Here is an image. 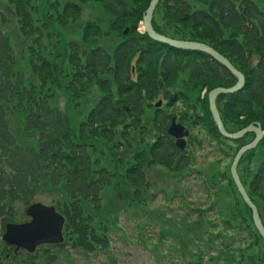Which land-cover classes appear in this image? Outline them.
I'll return each mask as SVG.
<instances>
[{
	"label": "trees",
	"instance_id": "1",
	"mask_svg": "<svg viewBox=\"0 0 264 264\" xmlns=\"http://www.w3.org/2000/svg\"><path fill=\"white\" fill-rule=\"evenodd\" d=\"M39 1L7 0L18 19L22 37L30 41L27 52L32 80L19 68L11 38L0 27V227L12 219L15 201L20 199L28 204L39 190L60 189L62 196L55 204L66 217L65 241L58 245H41L38 250L41 264H55L68 245L84 252L108 248L109 226L102 218L91 214L88 205L99 210L103 187L115 176L132 186L130 195L140 202L145 199L144 190L150 188L155 178L161 177L159 171L153 172L155 176L151 174L150 168L154 165L180 173L190 168L192 174L202 175L206 188H222L215 183L219 173L210 176L205 169L197 170V158L179 149L174 137L158 127L157 118L152 120L147 116L144 119V105L150 108L148 101L162 94L173 102H188L192 109L197 106L199 123L207 128L192 131L190 143L214 146L219 155L231 153L233 149L231 162L239 148L252 141L255 134L251 132L240 139H230L221 134L214 120L209 92L216 86L229 87L237 81L225 66L203 51L172 47L139 30L151 0L48 2L55 6V11L48 12L49 19L59 27L68 28L70 23L82 19L86 2L97 1L110 16L108 26L114 30H102L96 19L82 24L80 40L67 42L69 69L66 73L45 53L47 41L55 46L60 40L48 22L36 23L33 11L38 10ZM6 17L0 8V21L5 22ZM153 26L168 37L205 42L225 53L246 76L243 89L218 97L226 129L235 132L260 122L264 130V0H160L154 11ZM126 28H129L128 33H125ZM133 62L141 72V85L134 87L131 81ZM56 73L67 77L66 88L72 89L75 106L80 105L81 99L89 102V109L80 123L81 140L72 136L69 115L52 105L54 91L50 84ZM89 94L96 95L94 104L87 98ZM131 103L136 107L132 114L125 110ZM16 126H21L19 133H15ZM27 134L32 138L24 141ZM101 138L111 149L122 153L112 155V160L120 164L117 171L101 166L100 159L93 157V149H97L94 142ZM230 141L237 146H231ZM131 151L132 159L124 155ZM238 172L264 223V138L255 149L242 156ZM224 179L227 180L225 189L231 188L236 196L234 209L230 211L232 217L224 221V228L236 234L227 239L232 246L216 250L223 254L213 259L216 264H249L233 261L237 256L230 252L239 250L234 244L249 241L240 250L264 251V239L254 223L252 209L237 189L230 167L223 176L221 174V180ZM212 189H208L209 193ZM158 192L147 198L156 199ZM191 210L196 211L195 208ZM233 219L239 222L236 224ZM211 226L217 227V224ZM188 228L191 233L210 234L201 229L198 222ZM216 234V237L205 239V247H209L206 251H215L209 243L225 238L220 232ZM50 247L59 251L53 253ZM204 250H198L200 254L194 264L202 262ZM5 251L6 245L0 239V260L8 259ZM11 256H14L13 264H18L19 256ZM250 256L251 264H255L251 254L244 253L241 259ZM259 259L260 264H264V256Z\"/></svg>",
	"mask_w": 264,
	"mask_h": 264
},
{
	"label": "rangeland",
	"instance_id": "2",
	"mask_svg": "<svg viewBox=\"0 0 264 264\" xmlns=\"http://www.w3.org/2000/svg\"><path fill=\"white\" fill-rule=\"evenodd\" d=\"M56 1L40 0L37 3L38 10L33 11V16L38 25L42 21L48 22L50 29L58 34L60 42L54 46L47 41L48 49L45 53L66 73L69 69L67 42L74 39L80 40L79 34L83 30L82 24L90 19H96L99 21L102 30L108 32H114V30L108 26L110 16L106 14L104 8L97 1H88L83 5L82 19H78L77 23H70L68 28L59 27L48 17L49 11H55V6L49 5L48 2L56 3ZM0 8L7 15L5 22L0 21V27L11 38L19 58V68L25 72L27 78L32 80L27 52V44L30 41L24 40L22 37L18 19L12 14L7 0H0ZM139 29H142V26ZM67 82V77L58 73L55 74L54 82L50 84L54 91L52 105L59 107L69 115L72 136L75 140H81L80 123L89 109V102L81 99L79 100L80 105L75 106L72 89L66 88ZM87 98L94 104L96 95L89 94ZM195 98L193 102L196 106ZM183 103L178 106L180 108L185 106L184 101ZM193 109L196 111L197 106ZM20 128L21 126H16L15 133H19ZM33 137L35 138V136ZM31 138L32 136L27 134L24 141H29ZM94 143L97 149H93V157L100 159L99 164L101 166H106L111 171H117L120 164L112 160V155H121L122 153L118 149H111L104 138L97 139ZM228 143L234 148L237 146L232 141ZM188 150L187 153L193 154L197 158V170L205 169L210 176L219 173L218 181L216 180L215 183L221 185L222 188L212 189L208 186L206 188L202 175L192 174L190 168H185V171L180 173L171 171L163 165H154L150 168L151 174L154 175L153 172L159 171L161 177L155 178L156 182L153 180L150 188L144 190L145 199L140 202L135 200L133 195H130L132 186H129L126 180L120 176H115L111 183L103 187L101 192L102 205L99 210L91 204L88 205L90 213L98 219L102 218L109 226L111 241L107 250L100 249L96 253L89 254L80 249H70L68 246L63 249L65 252L62 251L55 264H194V260H197L200 254L199 249L209 250V247H205L207 245L205 239L216 237L218 232L222 233L225 238L223 241L216 240L209 243V246L213 245L214 250H223L225 245L232 246L227 239L236 233L226 231L224 221L230 220V211L234 209L236 196L232 193L231 188L225 189L227 180H221V174L223 176V173H226L231 167L233 149H231V153L219 155L214 146H198L196 143V145L189 146ZM124 155L132 159V151L126 152ZM187 186L190 189H186ZM194 187L198 189H194ZM208 189H212L211 194ZM157 191L160 193L156 199L147 198ZM61 196L60 189H42L33 197L32 202L41 201L47 205H56L55 202ZM18 201L17 205H13L14 208L18 209L13 221L30 220L31 217L21 215L25 203L22 200ZM194 208L196 211L191 210ZM195 222H198V225L202 227L201 229L208 230L210 234L208 232L205 235L191 233L188 227ZM233 222L237 224L239 221L233 219ZM212 223H216L217 227H212ZM1 241L3 242V240ZM248 244L249 241H246L241 245L235 246L234 244V247L239 248L238 251L240 252L244 251L240 250V247H246ZM49 249L53 253L59 251L54 247ZM247 254L254 256L255 264H260L259 257L264 256V251L251 249L247 251ZM17 260L24 261L23 255H20ZM246 260L251 264V256L247 257Z\"/></svg>",
	"mask_w": 264,
	"mask_h": 264
},
{
	"label": "water",
	"instance_id": "3",
	"mask_svg": "<svg viewBox=\"0 0 264 264\" xmlns=\"http://www.w3.org/2000/svg\"><path fill=\"white\" fill-rule=\"evenodd\" d=\"M159 0H151V3L146 10L143 18L144 31L149 34L151 38L156 41L167 43L170 46L187 49V50H200L205 53L210 54L215 57L220 63L226 66L236 77L237 82L230 87H216L209 92L210 109L212 111L215 122L217 123L220 132L228 138L238 139L243 137L246 133L254 132L255 138L243 145L237 152L233 163L231 165V174L236 183V186L243 196L244 200L251 207L253 211V219L256 227L264 238V224L261 219L257 205L252 201L249 196L240 175L238 173V164L243 156L248 150L254 149L261 139L264 137V131L261 127L260 122L251 123L250 125L236 131L229 132L225 128L220 111L217 106V98L222 93H234L242 89L245 85V75L243 72L238 70L234 64L222 53L217 51L214 47L208 45L207 43L200 41L182 40L174 39L168 37L162 33L157 32L153 26V15L154 10L158 4ZM128 32V31H126ZM169 133L177 138L176 144L180 148H185L187 145L186 137L189 135L190 131L184 125L176 123L174 121L169 128ZM27 214L32 217L28 222L24 223H9L7 225V231L4 233V239L8 244H14L17 249L20 247H25L30 251H35L37 246L43 242H53L61 243L64 241V223L65 217L57 211L54 205H45L38 201L30 205L27 209Z\"/></svg>",
	"mask_w": 264,
	"mask_h": 264
},
{
	"label": "flooded vegetation",
	"instance_id": "4",
	"mask_svg": "<svg viewBox=\"0 0 264 264\" xmlns=\"http://www.w3.org/2000/svg\"><path fill=\"white\" fill-rule=\"evenodd\" d=\"M97 28H99V27H97ZM213 61H215V59ZM132 71H133V72H131V81L133 82L132 86L134 87L135 85H141L139 83V78L141 76L140 75L141 73L137 71L136 65L133 66ZM160 102L162 104L157 106L156 104H158V103L160 104ZM169 102H170L169 99H166L162 94L158 95L153 101H151L153 107L149 108L146 104L144 105V108H145L144 119L153 113L154 117H152V120L157 118L159 121L158 127L163 128V129H168L170 127V125L172 124L174 119H176L177 122L184 124L188 129H195V128L199 127V123H197V120L194 118H191L192 116H190V114L187 113L188 102H185L186 105L182 106L181 109L176 108V106L178 104H184L182 101H177V102H175V104L170 109H166V104H168ZM133 103H131V105H129L127 108H125V110L130 111L131 114H132V110L134 111L136 109L135 104H133ZM141 103H142V101L140 100V104ZM197 115L198 114H196L194 116H197ZM131 119H132V116H131ZM133 119H135V118H133ZM129 123L132 124V121H130ZM152 123L154 125L155 122L152 121ZM25 210L26 209H23L24 212L21 215H26ZM24 220L28 221L29 219H27V220L24 219ZM6 250L8 252V256L11 255L10 254L11 252L18 253L19 255L25 254L26 256L30 257L28 264H40L39 255L32 256V253H30L28 250H26L24 248H21L16 252V246L15 245H12V246L8 245L6 247ZM230 253L234 254V255L239 254V256H240V255L247 253V252L246 251L245 252L244 251H240V252L235 251V253H237V254H235L234 252H230ZM215 254H223V253L221 251H217V252H215ZM222 261H225V260H217V262H222ZM233 261L239 262V263L247 262L246 259H241L240 257H238L237 259H235Z\"/></svg>",
	"mask_w": 264,
	"mask_h": 264
}]
</instances>
